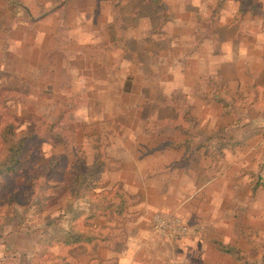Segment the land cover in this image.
Masks as SVG:
<instances>
[{
  "label": "rangeland",
  "instance_id": "obj_1",
  "mask_svg": "<svg viewBox=\"0 0 264 264\" xmlns=\"http://www.w3.org/2000/svg\"><path fill=\"white\" fill-rule=\"evenodd\" d=\"M223 246L264 258V0H0V264Z\"/></svg>",
  "mask_w": 264,
  "mask_h": 264
},
{
  "label": "trees",
  "instance_id": "obj_2",
  "mask_svg": "<svg viewBox=\"0 0 264 264\" xmlns=\"http://www.w3.org/2000/svg\"><path fill=\"white\" fill-rule=\"evenodd\" d=\"M252 88H254L252 86ZM13 128V125L10 123L8 125H5V127L3 128V130H1V138L4 137L5 133L8 132L9 133V136L8 138H6L3 142L4 144L8 145L10 143V137L13 136V132L11 131ZM21 134V133H20ZM23 134V133H22ZM21 134V135H22ZM31 134L29 133H24V137L21 138L19 140V146H18V153L17 155L15 156V158H13L12 162H13V166H9V168H7V170L5 171H10V170H13L17 164H20V158L22 156V152H23V148H24V141L25 140H28L29 137H30ZM3 140V139H2ZM12 147V145H11ZM10 147V148H11ZM6 151V150H5ZM119 198L122 200L123 198L121 197V195L119 196ZM104 199H108L106 196L104 197ZM120 200V201H121ZM119 209V210H118ZM116 212L117 213H122L123 212V207L122 208H117L116 209ZM85 235H88V234H85ZM67 238V246H72V245H75V244H90L92 243L96 238L92 235H89V236H83L82 234H69L66 236ZM52 241H55L59 244H62L64 245L62 242H58L56 240H51L50 242L52 243ZM223 251L228 254L234 261L237 262V264H257V263H252L250 262L246 256L245 253H243L241 250H239L237 247L235 246H223ZM261 264H264V258L262 260V263Z\"/></svg>",
  "mask_w": 264,
  "mask_h": 264
},
{
  "label": "built area",
  "instance_id": "obj_3",
  "mask_svg": "<svg viewBox=\"0 0 264 264\" xmlns=\"http://www.w3.org/2000/svg\"><path fill=\"white\" fill-rule=\"evenodd\" d=\"M154 221H155L154 222V224H155L154 227H155V229L157 228L158 231L169 230L170 232H172V234L176 233V230H178V233L185 232V228L183 226L175 224V222H173L171 224V226H168L167 224L171 223V220H169L166 216L157 215V216H155V220Z\"/></svg>",
  "mask_w": 264,
  "mask_h": 264
}]
</instances>
